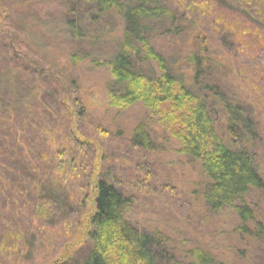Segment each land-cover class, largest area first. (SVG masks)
<instances>
[{
  "label": "trees",
  "instance_id": "trees-1",
  "mask_svg": "<svg viewBox=\"0 0 264 264\" xmlns=\"http://www.w3.org/2000/svg\"><path fill=\"white\" fill-rule=\"evenodd\" d=\"M22 1L11 0L6 11L0 0V18L23 17ZM33 1L58 6L50 37L73 49L88 40L87 26L106 27L98 36L105 54L64 51V77L49 103L47 90L41 97L0 96V264H33L46 225L54 230L58 218L61 227L68 224V209L79 211L89 197L94 167L78 154L90 146L74 124L87 108L73 70L86 65L106 72L108 111L121 114L139 104L158 114L177 153L199 166L206 214L233 211L237 234L264 249V76L249 74L235 57L241 46L264 49V0ZM246 25L262 41L246 45ZM34 71L41 81L45 71L36 64ZM153 134L147 121L138 122L130 146L154 151ZM96 187L86 255L82 247L50 264H230L200 245L177 254L160 231L132 224L125 213L135 197L115 174L102 169Z\"/></svg>",
  "mask_w": 264,
  "mask_h": 264
},
{
  "label": "rangeland",
  "instance_id": "rangeland-1",
  "mask_svg": "<svg viewBox=\"0 0 264 264\" xmlns=\"http://www.w3.org/2000/svg\"><path fill=\"white\" fill-rule=\"evenodd\" d=\"M10 1L4 0L6 11H9ZM32 1L20 3L25 7L23 17L16 12L5 20L0 18V96L14 100L38 92L41 97L47 90L48 97L44 100L49 103L52 93L57 92L56 86L64 77L59 65L61 61L65 63L64 51L81 54L92 51L91 56L100 57L104 45L98 36L106 27L100 30L87 26L88 40H82L73 49L58 36L50 37V30L53 34L55 30L48 23L57 16L58 6L50 2ZM23 18L25 21L20 23L19 20ZM246 29L250 36L246 45H252L255 40L262 41L263 37H255V26L246 25ZM12 44L16 47L14 58H11L10 53ZM235 57L244 63L249 74L264 76V49L241 46L235 51ZM35 64L45 71L41 81L34 71ZM73 72V76L80 81L83 102L87 108L83 118L76 116L75 132L82 143L86 142L90 146L88 152L80 148L82 151H79L78 159L89 166L93 164L94 173L84 207L77 212V207L68 209V224L61 227V218H58L53 223L57 228L48 230L46 225L43 229L42 241L32 257L35 261L33 264H50L66 259L85 245L91 230L96 184L102 169L111 176L115 174L126 193L135 197V203L126 210V218L140 229L160 231L169 239L170 247L177 254L200 245L211 250L219 260L230 264H264V249L237 234L238 220L233 211L226 210L219 216L206 214L201 202L199 166L177 153L178 144L169 136L158 114H148L139 104L121 114L108 111L106 72L89 65ZM67 103L73 113L78 112V109ZM141 121H147L154 132L157 142L154 151H137L130 146L131 132ZM119 131L123 133L119 134ZM64 148L60 146L59 150ZM76 150L73 148V152ZM77 163L80 164L79 161ZM81 181L84 178H78L73 186H69L74 187V195L80 192ZM80 251L86 255V247Z\"/></svg>",
  "mask_w": 264,
  "mask_h": 264
}]
</instances>
